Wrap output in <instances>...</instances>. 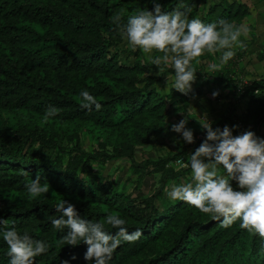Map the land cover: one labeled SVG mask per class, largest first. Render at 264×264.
I'll return each mask as SVG.
<instances>
[{
  "label": "trees",
  "instance_id": "1",
  "mask_svg": "<svg viewBox=\"0 0 264 264\" xmlns=\"http://www.w3.org/2000/svg\"><path fill=\"white\" fill-rule=\"evenodd\" d=\"M72 2L58 7L54 0H0V217L7 221L0 224V264H9L2 233L10 228L49 245L35 264H94L84 259L87 245H64L67 229L51 223L64 200L92 222L115 214L130 232L142 230L134 243L122 242L107 264H264V239L241 229L239 220L222 227L165 192L191 182L188 154L206 130L194 128L191 144L182 134L174 145L161 139L176 105L185 101L200 108L207 101L208 112L200 113L214 119L213 129L226 125L211 115L230 118L243 103V131L264 138V76L245 83L233 58L222 64L221 53L216 60L205 53L193 62V92L181 94L167 87L173 69L157 76L145 54L129 50L112 23L116 14L126 21L137 10L151 9L153 0ZM159 2L167 12L190 8L189 20L205 24L223 19L240 26L246 14L229 0ZM242 53L235 51L236 58ZM263 59L260 54L257 60ZM82 90L96 97L99 111L81 108ZM213 92L219 93L213 96L217 103ZM177 93L182 98L172 101ZM203 95L208 97L202 103ZM49 106L59 113L45 121ZM37 176L50 189L29 200L25 186ZM106 230L116 231L107 225Z\"/></svg>",
  "mask_w": 264,
  "mask_h": 264
},
{
  "label": "clouds",
  "instance_id": "2",
  "mask_svg": "<svg viewBox=\"0 0 264 264\" xmlns=\"http://www.w3.org/2000/svg\"><path fill=\"white\" fill-rule=\"evenodd\" d=\"M152 3L151 9L137 10L126 21L123 14H116L112 23L127 48L133 52L140 50L158 69L157 76L164 75L165 68L173 69L174 75L166 76L167 87L181 94L193 92L197 73L193 62L205 53H221V63L226 64L234 57L233 49L240 43V37L247 35L248 30L243 25L236 26L223 19L205 24L197 18L189 20L190 8L167 12L162 10L159 0ZM217 95L218 92H213V96ZM80 97L81 108L89 112L93 107L96 111L101 109L96 97L87 90H82ZM243 110L237 109L235 116L230 118H221L226 125L222 129H213L207 114L200 113L202 118L198 122L202 130H206V137L194 152L188 154L185 167L191 169V182L172 185L165 192L170 200L186 202L201 213L211 215L212 219L221 222L222 227L228 228L239 220L241 229L264 239V138L258 137L254 131H243L244 121L240 116ZM58 113L57 108L49 106L45 121ZM190 114L187 112L183 119L171 125V131L182 134L189 144L195 142L193 130L186 127ZM232 131L243 133L234 136ZM177 162L182 164L181 159ZM234 181L239 190L234 187ZM25 187L29 200L48 193L50 189L49 183L41 184L39 176ZM56 211L61 215L51 221L53 227L61 232L67 229L61 243L72 247L81 243L87 245L84 259L94 264H107L122 242L134 243L143 234L140 228L130 232L126 221L115 214H108L105 220L98 222L85 219L67 200L57 203ZM6 223L0 217V224ZM106 225L115 229V234L107 231ZM2 235L8 246L9 264H35V258L49 250L45 241L34 240L27 232L21 233L15 228L4 230ZM63 264H69V261Z\"/></svg>",
  "mask_w": 264,
  "mask_h": 264
},
{
  "label": "crops",
  "instance_id": "3",
  "mask_svg": "<svg viewBox=\"0 0 264 264\" xmlns=\"http://www.w3.org/2000/svg\"><path fill=\"white\" fill-rule=\"evenodd\" d=\"M210 1V0H208ZM234 8L241 7L245 10V17L242 19V25L247 28V35H242L240 37V43L238 46H236L233 51H237L238 49H242V56L240 55L239 58H236L234 55L232 61L236 63L237 71H242V78L246 81H252L257 77H263L264 76V59L261 61H258V56L260 54H264V0H229ZM221 56V55H220ZM245 72V73H244ZM231 90L229 91V96L231 94ZM202 103L204 101V97H208L207 95L201 96ZM211 99L213 100V95L211 96ZM214 101V100H213ZM224 101H226V95L224 97ZM214 103H217L214 101ZM204 108H200V106H193V109L200 110V111H207L208 112V103L207 101H204L203 103ZM219 106V105H217ZM240 108L243 110V103L239 105ZM179 109H176L169 117L167 121V129L162 134V140L169 146L170 143H173L180 140L181 134L175 133L171 131V125L174 123H178L181 119L184 118V115L187 113L183 110L182 106H178ZM223 108V107H222ZM219 109V108H217ZM181 111H183V114H181ZM228 113L225 112V114ZM211 115V114H210ZM212 118L221 119L222 114H218L217 116L211 115ZM175 119L176 121L173 123L171 120ZM209 120L210 119L209 117ZM214 120V119H213ZM212 120V121H213ZM171 121V122H170ZM200 123L197 119H194L189 117L188 124L186 125L187 128L193 129L198 128Z\"/></svg>",
  "mask_w": 264,
  "mask_h": 264
},
{
  "label": "rangeland",
  "instance_id": "4",
  "mask_svg": "<svg viewBox=\"0 0 264 264\" xmlns=\"http://www.w3.org/2000/svg\"><path fill=\"white\" fill-rule=\"evenodd\" d=\"M73 0H54V3L56 4V6H58V7H67V4L69 5V3H73L72 2ZM235 52V51H234ZM157 53H154V55H156ZM219 55V53H216L215 54V60H216V57ZM218 58V60H220L219 59V57H217ZM223 64V63H222ZM212 66H214V61H213V65ZM211 69H213V67L211 68ZM158 71V69H156V72ZM175 91V90H174ZM176 97H178L179 99L180 98H182V96L180 95V93H179V95H178V93H177V96L175 95V96H172L171 97V100L173 101V100H175L176 99ZM177 106H182V108H183V110L187 113V112H189L190 111V115H191V117L192 118H194V119H201L202 117H200V110H195V109H193V105L191 104V101H185V102H183V103H179L178 105H176V109H178L177 108ZM204 113V115H205V112H203ZM208 118V117H207ZM173 123L176 121L174 118L171 120ZM170 121V122H171ZM193 130V129H192ZM84 135V134H83ZM182 140H180V142H181ZM173 143H170V145H174L175 144V141L173 140L172 141ZM149 149H151V147H149ZM148 149V150H149Z\"/></svg>",
  "mask_w": 264,
  "mask_h": 264
}]
</instances>
